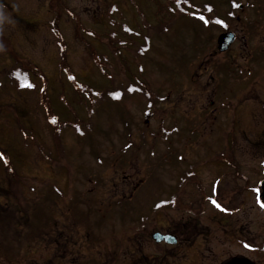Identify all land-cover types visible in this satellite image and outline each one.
<instances>
[{
  "label": "rangeland",
  "instance_id": "374dc122",
  "mask_svg": "<svg viewBox=\"0 0 264 264\" xmlns=\"http://www.w3.org/2000/svg\"><path fill=\"white\" fill-rule=\"evenodd\" d=\"M149 1L62 0L63 6L58 8L57 0H0V36L4 37V40L3 38L0 39V63L2 60L5 67L12 66L15 61L14 54L19 51L31 63L40 64L45 69L44 71L51 81V96L52 92L54 93L52 88L57 86L59 95L72 94L73 98L75 97V91H72L66 75L64 78L58 77L57 65L61 38L60 35L58 36L57 33L49 29L47 20H52L54 15L62 18L61 37L68 45L66 56L78 76L88 82L94 83L98 81L106 85L108 78L101 76L98 72L99 69L95 67L94 58L83 43L84 35L80 31H83V29L88 30L85 28V26H88L96 29V31L109 32L112 25L108 22V17L111 15L107 13V10L112 2H118L119 6L122 7V15L120 12H114L118 18L115 17V20L120 19L129 24L138 23L135 5L140 3L146 12V15L142 13V16H140V22L145 25L144 30H147L152 35V49L148 53L149 56L142 59L140 54L136 55L134 53L130 55V52L126 49L124 53L128 58L126 57L125 59H130L132 64L139 61L144 64L146 62L147 73H142L140 77L146 80L149 87L155 92L158 91L164 96L168 95L165 101L158 103V111L160 113L155 114V116L153 114L145 116V101L141 97L137 100H126L124 105L119 106L114 103L105 104L98 110L96 117L93 118L92 123L95 125V131L90 140H79L74 135L73 128L67 129L64 133L63 138L65 141L63 143L70 149H68L70 159L81 170V172H78L76 180H74L76 182L74 185L79 191L87 192L85 196L88 194V198L85 197L83 201L86 202L82 206L77 207V199L68 205L66 203L68 197H65L58 208L55 207L53 209L60 216H65L66 223L67 218H69L71 225L77 226L78 224L84 230H89L91 222L95 223L99 215L96 214L99 210L97 207L104 205L99 200L97 202L96 198L99 194L105 192L107 198L101 199L107 200L105 204L107 217L106 219L102 218L101 225H97V228L102 231L107 226V230L111 231V233H117V236H113L115 240L107 239L106 252L100 240H97L95 244H88V250H86L87 246L82 248L79 244L76 245L77 254L83 253L79 259L74 255H67L59 245L53 242H49V245L46 246V242L41 237L50 230L51 226L41 223L40 217L43 216L32 215L30 221L27 220L31 228L25 227L26 224L21 222L23 217L18 215L17 209L12 206H15V202L21 201V199L15 198L12 205H10L14 209L11 212L8 204L0 199L3 204L1 211L7 215L5 219H0V264H70V262H83L84 259L91 260L94 256L103 264L109 256L99 255V252L107 254V251L112 249L113 251L108 254H114L119 248L123 260L126 256L134 253L138 262L151 264L145 258L143 259L142 251H137V245L128 241L129 237L143 244L142 247L145 252L153 251L158 256L160 255L159 257L164 258V254L168 253L167 250H164V246H159V244L147 239L146 235H149L147 231L138 232L139 235L141 234V238H136L134 228L142 221L143 215L140 214L150 209L156 201L168 199L170 196L168 193L170 192L172 194L178 193V203L189 197L186 203L191 206L194 201L191 194L196 186V181H191L190 189L180 188V175L177 179L178 174L181 173L179 165L177 166L175 163L168 164L163 161L162 156L167 154L168 145L156 139L160 135V127L163 120L167 127L174 126L177 120L180 123V127L188 130L176 142L179 143L181 150L176 149L187 153L188 164L196 159H202L206 155L212 158L215 150L218 151L222 146L224 150L219 153L221 159L231 158L230 161L232 163H240L241 169H246L250 165L260 169L259 164L262 160L260 153H264V151L258 149L257 143L254 142L252 144L251 140L255 138L254 133H258L257 127L261 123L259 115L261 111L260 104H263L258 103L253 96L256 93L258 95L264 94V71L261 70V68H264L262 59V50L264 49V0H260L261 3L257 4H251L257 2L256 0H239L241 3H250L251 6H248L242 12L238 11L241 14L240 20L235 19L225 24L239 31L238 40L231 46V50L226 55L228 59L227 65L229 66L221 65L219 62L221 59H213L210 54L205 52L209 45H215L216 38L220 33V28H218L220 26H210L211 29L208 31L205 30L201 23L196 22L193 17L186 16L180 18L179 22L177 21L178 25L169 32L168 36H165L161 33L160 26H158L160 24L159 21L164 20L158 10L167 5V0H156L161 6L151 5L153 9L148 7ZM206 1L208 0H192L193 3H204ZM212 1L217 6L219 5L218 9L220 11L226 13L229 11L230 0ZM72 10L74 12L73 15L69 13ZM155 16L156 19H154ZM36 22H39V24L34 25ZM80 24H82L83 28L79 30L78 26ZM24 25L30 27V29L35 27L36 32L23 28ZM138 29L141 30V27H138ZM116 35L120 39L126 37L120 31ZM7 37L11 39L15 48H11L10 42L6 39ZM88 43L97 51L103 52L102 55L113 63L119 62V59H117L119 54L116 51L117 43L114 46H104L96 38H91ZM3 48L5 49L2 51ZM208 51L211 52L210 49ZM230 66L234 69L239 66L244 70L249 68L258 69V75L253 76L256 84L249 86L246 78H238L237 74L227 71L226 69ZM118 70L119 74L117 69L114 74L118 76L119 81L126 73H121L120 68ZM111 84L110 82L109 85ZM14 88L1 91L0 101L4 102L5 106H9L15 112L18 110L23 112V108H25L30 113L38 114L35 122L43 129L41 131L45 132L48 118H46L44 108L37 101L38 91L36 89L18 91V87L17 89ZM63 88L67 92L63 91ZM252 93L254 94L252 95ZM220 101H224L226 107H223ZM119 113H122L121 116ZM5 114V112L1 113V115ZM78 114L81 120L85 121V119H88V115L85 112L78 111ZM20 115L23 117L28 116V114L23 115V113H20ZM12 116L14 117V115ZM186 117H191L192 119L188 120ZM235 117L239 119L238 127H241L234 134L231 122L234 121ZM61 119L65 120L66 118L61 116ZM214 119L218 121V126L217 123H213ZM16 120H20V117ZM127 123L131 125L129 126L132 132L130 135L132 139L130 138V140L134 142V145L129 148L130 150L126 154H123L122 147L125 149L124 146L127 143L123 136L126 132L125 125ZM63 127H66V125ZM85 127L86 129H91L93 126L86 123ZM224 127L229 131L228 135L223 132ZM194 129H196L195 133ZM192 130L193 133L191 132ZM13 131L15 132H13L14 136H16L15 129ZM49 135L50 133L48 132L47 137ZM188 135L192 136V138L187 139ZM256 136L258 137V135ZM4 138V136H0V139ZM8 140L13 144L14 152L16 148L22 149L20 161H17L11 153L10 158L17 165V169L23 173V178L29 180V175H38L37 180L40 182H45L49 177L57 178V173H52L49 169L47 160L36 144L22 139H19L20 143H16L12 137ZM255 141L258 142V139ZM4 147L6 149L7 146ZM152 147H155L156 155L149 157L147 152ZM209 147L213 149H208ZM91 148L96 149L95 152L98 153L101 161L93 154ZM122 154L127 158L125 163H122L123 160L120 158ZM253 161H255L254 164H252ZM217 163L215 162L198 169V172L202 168L207 169L206 173H202V178H205L208 186L207 194L212 193L215 177L221 176L220 174L225 172V177L220 182L221 197L227 203L233 201L235 205H238L235 196L240 193L238 182L236 181L238 177L236 175L232 176L233 174L231 173L233 172L229 171L228 166L224 169L222 165H214ZM180 167L184 169L186 163L181 164ZM184 173L185 171L181 174ZM60 176V181L64 184L66 177L61 173ZM1 177L7 176L5 173H1ZM259 177L260 174L257 171L255 180L249 184H254ZM3 180L7 182L5 179ZM249 184L241 181L240 189L245 190V187ZM64 189H67V187L64 186ZM24 193L25 195L29 193L28 196H32V201L37 200V197L32 190H28L27 186L24 189ZM18 195L21 194L18 193ZM200 197L198 195L197 199ZM119 198L122 199L121 202L116 201ZM251 201H253V198H251ZM39 202L42 207L47 203L42 199ZM123 203L125 207L122 205ZM196 203L198 204L196 208L203 213L200 200H197ZM51 205L53 204H48L49 207ZM67 206H70L69 210H67ZM138 208L139 211L136 213L135 209ZM33 210L35 211V209ZM163 210L172 211V208L167 207ZM66 213L69 215H66ZM49 214L50 212L44 216ZM182 216H187L184 211L179 215L175 213V216H171L169 219L160 215L159 227L165 228L163 226H168L171 223L173 226H182L180 225L184 221ZM258 218L256 211L251 209V215L246 218L248 219L246 226H248L249 232L255 233L257 240H260L257 235V228L259 225L264 224V217L261 218V222ZM200 220L202 223L206 222V225L211 229L216 227L211 214L203 213ZM106 221H113L117 224H114V226H112L113 224L106 225ZM236 223L239 224L240 222L236 221ZM39 227H43L42 229L45 231L40 230ZM55 231H52L53 236L56 235ZM142 235L144 238H142ZM216 245L222 248V245ZM92 262L95 261L93 260Z\"/></svg>",
  "mask_w": 264,
  "mask_h": 264
},
{
  "label": "trees",
  "instance_id": "16d2710c",
  "mask_svg": "<svg viewBox=\"0 0 264 264\" xmlns=\"http://www.w3.org/2000/svg\"><path fill=\"white\" fill-rule=\"evenodd\" d=\"M136 0H132V2H135ZM192 0H167V5L161 7V10H158V12H160V14H162V20L161 22L159 21L160 24H158V26H160V28H164L167 24L175 21L176 19L179 18L178 13L180 12V16L182 14V12H187L189 11V9H191V3L189 2ZM139 2V1H138ZM209 2L208 4V15L207 18L209 20V18L212 21H220V19L226 20L227 19V13L220 11L218 9L219 5L217 6L215 3L212 2V0L207 1ZM118 4V2H115ZM148 7L150 9H153V7L151 5L156 4L157 7H160L161 5L159 4L158 1L156 0H150ZM136 6V10H137V18H140V16H142V13H146L144 10V7L141 6L140 3H137ZM175 6V7H174ZM116 12H120L122 15V7L118 5L114 6ZM149 9V10H150ZM151 11V10H150ZM213 11L212 16H209L210 12ZM152 12V11H151ZM153 13V12H152ZM116 13H114V18ZM177 14V15H176ZM146 15V14H145ZM153 15H155L153 13ZM229 15V14H228ZM113 18V19H114ZM117 18V17H116ZM118 19V18H117ZM154 19H156V16L154 17ZM175 19V20H174ZM111 20H108V22H110ZM114 24H117L116 22H113ZM136 24V23H135ZM137 26L133 27L134 30L136 31L138 29V27H141V30H137L135 32V35H131V33H128V35L125 37V39H120L118 37H116L117 32H119L121 29L119 28H113L111 29L109 32L105 33V32H100L99 30L96 31L94 30V36L97 37V40L102 43L104 46H109V45H116V51H117V59H119V62H112L111 60H109L106 56L102 55L103 52L101 51H97V49H95L92 45L89 46V51L91 52L92 56H93V60H94V64L95 67L98 70V72L101 74V76H104L106 78H108V83L106 85H104L103 83H99L97 82H88L85 81L84 79H81L80 77H77V75L72 71V69L70 68V64L67 63L66 59H63L62 62V57L63 55H65V51L66 49L64 48V46L62 45V51L60 53V68L62 70L63 73H65L67 79H68V83L70 84V87L72 88V91H75V97H72L71 95H66V96H62L59 95L57 93V86L56 88H52L54 89V93L52 92V96L50 93V86L49 88L47 87H43L41 88V90L39 91V103H42L43 107L45 110L47 111H53L54 109L57 111V113L62 116L63 118H66L65 120H67L68 124L73 126L74 131L81 135L84 133H87L88 131H90L91 129H86L85 124L86 123H91L93 122V117L94 114L97 113V111L104 106L107 103H114L116 106L119 105H124L125 101L128 97H133V96H138L137 93V89L140 87V81L137 78L138 76H140L142 73V69L140 68V66H143L144 63L139 61L135 64L131 63L130 59H125L126 57L128 58V56L124 53V50L128 49V51L131 54H136L139 55L141 52L145 51L148 53V51H150L152 49V45H150L148 43L149 38L151 37V34L147 32V30H144L145 25H143L142 23L136 24ZM147 26H151L148 25ZM177 26V24H176ZM122 29H124V32H128L127 27H122ZM169 29V30H168ZM173 28L167 25L166 26V34L165 36H168L169 32L172 30ZM141 32V33H140ZM83 35L85 36V34L87 33L86 29H83L82 31ZM88 45V43H86ZM131 50V51H130ZM121 55H123L121 57ZM149 56V54L147 55V57ZM65 58V57H64ZM146 60V58H145ZM2 64V60L1 63ZM146 65V62H145ZM144 65L143 70L144 72L147 73V68ZM32 68H36L34 65H30ZM120 68V72L123 73L125 72V76L123 78H121L118 81V76H116L115 71L117 69V73L119 74V69ZM21 70H25L24 66H18L14 71H4L3 75H1V77L3 78V81H1L3 84L0 87V92L5 90V89H9L13 86L12 85V79L14 78V76L16 75V73L18 71ZM36 71V70H35ZM129 74V76H128ZM64 75V77H65ZM26 77L27 79H29V74L26 73ZM62 77V78H64ZM80 78V79H79ZM27 82V81H26ZM25 82V83H26ZM110 82L112 83L111 85ZM133 82V83H131ZM46 81H43V84L45 85ZM130 83V84H128ZM29 85H31V87H34V84L32 83V81L29 82V84H27L25 87H28ZM24 87V88H25ZM49 90V91H48ZM63 91L67 92L65 88L62 89ZM61 90V91H62ZM141 90L146 94V92L141 88ZM36 91H38V89H36ZM158 92V91H157ZM58 95H57V94ZM49 95L51 97V104H50V100H49ZM147 95V94H146ZM139 97V96H138ZM48 104V105H47ZM51 106H54V109ZM78 111L79 112H85L88 115V119L81 120L80 117L78 116ZM122 113H119V115L121 116ZM8 118H10V116H8L6 114V116H3L0 114V136H4V139H0V146L4 145L10 148V150L12 151L13 149V144L8 140L9 138H6V128L5 125L7 124H11V122H9ZM121 118V117H120ZM122 119V118H121ZM91 120V121H90ZM32 125H35L32 123L31 127H33ZM11 126V125H10ZM37 129L39 128V126H36ZM93 129V128H92ZM63 148L65 153L60 152L59 150ZM59 148L57 152V154L59 156H55L54 157V153L52 154L53 159H55V166H59V165H63L65 167H68L66 170V178L69 180H73L76 177L77 172H81L80 169H78V165L76 167L75 162L73 160L70 159V154L69 151L67 149V147L64 145H62V147ZM14 150V149H13ZM72 151V150H71ZM93 154L95 156L98 157V159L101 161V159L99 158L100 156L98 155L97 152H95L96 150L93 149ZM61 153L63 154V156H61ZM56 154V153H55ZM11 155L13 157L16 158L17 161H20L22 156L20 154H13L11 153ZM4 159V158H3ZM5 163H8L9 160L8 159H4ZM54 167H51L54 168ZM74 168L76 170H71V168ZM4 165L2 163V160L0 158V173H4ZM7 173V172H6ZM12 187L11 186L3 188V186H1L2 190V194L0 195H5L2 198L7 199V193L9 189V191L12 193L14 191V193H20L21 195H23L24 193V189L25 187H29L30 189H34L35 188V183L37 181V177L35 178L34 176L29 177V180H26L12 172L9 173L8 175ZM62 189V186H59ZM46 188H47V192L44 195V198L46 200H53L52 197V191H57L61 193V189L57 188L56 186L51 184V180L47 181L46 183ZM63 190V189H62ZM7 191V193H6ZM19 195V196H21ZM16 197V196H15ZM1 199V198H0ZM27 202H25L24 204L26 206H30L31 203L27 200V196L25 195L24 198ZM1 201V200H0ZM39 216V215H37Z\"/></svg>",
  "mask_w": 264,
  "mask_h": 264
},
{
  "label": "flooded vegetation",
  "instance_id": "af4514ba",
  "mask_svg": "<svg viewBox=\"0 0 264 264\" xmlns=\"http://www.w3.org/2000/svg\"><path fill=\"white\" fill-rule=\"evenodd\" d=\"M251 208L256 210L255 206ZM209 212L212 217L219 219L221 235L217 231L208 234V227H202L204 230L200 231L198 227L184 228L170 224L166 231L176 235L177 243H159V246H164V250L168 252L164 254V258L159 257L160 255L158 256L155 252L149 256L145 253L141 243H137L138 252L142 251L143 259L145 258L151 264H224V262L228 264L236 258L239 260L249 258L256 264H259L257 262H264L255 257L254 251L237 250V244L240 243L242 236L246 237L248 242L254 246L257 242L255 233L245 232L244 228L237 229L223 211ZM261 217H264V213ZM187 230L191 231L187 233ZM216 241L221 244L224 243L221 249L212 247L211 242L216 243ZM131 256V258H124V260L122 258L119 262H105V264H143L138 262L134 253Z\"/></svg>",
  "mask_w": 264,
  "mask_h": 264
},
{
  "label": "water",
  "instance_id": "95a60500",
  "mask_svg": "<svg viewBox=\"0 0 264 264\" xmlns=\"http://www.w3.org/2000/svg\"><path fill=\"white\" fill-rule=\"evenodd\" d=\"M234 40V34H222L219 39V48L221 50L226 49ZM263 187H264V181H263Z\"/></svg>",
  "mask_w": 264,
  "mask_h": 264
},
{
  "label": "snow or ice",
  "instance_id": "6c2138e0",
  "mask_svg": "<svg viewBox=\"0 0 264 264\" xmlns=\"http://www.w3.org/2000/svg\"><path fill=\"white\" fill-rule=\"evenodd\" d=\"M201 19H203V17H201ZM214 203H215V201H213ZM262 206H264V205H262ZM246 247H247V245H245Z\"/></svg>",
  "mask_w": 264,
  "mask_h": 264
}]
</instances>
